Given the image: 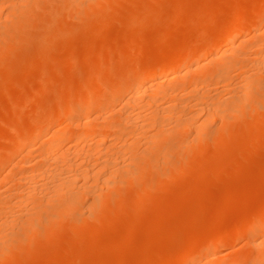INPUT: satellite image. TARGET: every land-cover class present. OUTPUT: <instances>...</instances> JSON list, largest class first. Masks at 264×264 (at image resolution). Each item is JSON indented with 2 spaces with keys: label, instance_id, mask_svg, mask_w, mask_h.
Instances as JSON below:
<instances>
[{
  "label": "rangeland",
  "instance_id": "obj_1",
  "mask_svg": "<svg viewBox=\"0 0 264 264\" xmlns=\"http://www.w3.org/2000/svg\"><path fill=\"white\" fill-rule=\"evenodd\" d=\"M13 1H15L13 2V8L19 1L22 2L21 4L23 5V0ZM25 1L27 2H24V9L22 10L24 12L20 9V15L15 19H10L9 11L12 12L11 9L8 11V8L4 6L2 7L3 10L2 8V11L0 10V42L3 43L0 44V193H6L4 195L9 193V195H11L10 197H13L12 193L14 186L17 185L16 182L20 181L17 180L19 179L18 177H24L25 174L29 175L27 170H30L31 173V169L37 165L32 162L36 160L37 163V159L35 158H37V153L40 150L43 138L49 137L56 130L63 127L65 123L69 122L67 118H74L73 120L77 117L80 118L81 112L79 113L78 110H75L68 115L69 117H61L56 121V125H54L55 123L49 125V121H47V125L45 124L46 126L44 128L45 131L48 132L46 133L44 131L46 133L45 136L39 139L37 138L32 144H26L27 146L24 145L22 148L23 150L20 149L18 152L13 151L12 154H8V156L7 151L12 148L14 143L12 139L13 137L15 139L14 134L17 136L19 133L20 135L22 131L24 132V130L27 129L28 125L30 126V124H32L34 119L39 120V117L40 119L41 117L44 118L43 114L52 113L57 106L65 105L67 101L71 102V98H73V101L70 104L77 106L79 99L84 96L88 88H99L100 96L98 99L102 102L106 101L110 97L109 94L115 85L136 78L139 71L148 66L149 63L151 64L155 61L154 58L158 59L162 57L164 55L162 52L166 53L165 51H167L171 53V50L180 47L182 50H185L186 48H183L186 46L188 47L187 44L190 46L192 43L191 41H194L192 45H196L201 39L204 40L209 35L207 39L201 41L202 45L198 43L200 45H198L199 47H203L208 38L218 31L220 24H227L225 21L234 23L241 19H247L254 12L259 11L260 18H258V20L260 24L258 26H262L259 30H264V0H104L98 2L100 5L94 1H88L87 3L85 2V7H88H84L85 12L82 9H79V11L77 10L78 12H70L64 7V0H62L63 2H61V0ZM54 1L56 3H54ZM51 3H54V6ZM57 3L62 4L64 8H60V4L58 5ZM216 3H218V5ZM21 4L18 3V7L14 9L17 11L18 8L22 7ZM55 4L57 5L55 6ZM3 12H8V18L5 17ZM60 13L62 14L60 15ZM183 14L185 15L184 17L182 16ZM11 15L13 16V14ZM53 15L56 17H52ZM47 16L51 20H49ZM105 16H107L108 20ZM193 16L195 18L191 19ZM20 19H23L22 21L26 22L29 26H25V23L23 26H19L21 24ZM216 22H218L219 25H217L218 23ZM17 23L19 24L18 26H16ZM98 25L101 26L99 27ZM24 26L26 28H24ZM18 27L22 30H19L20 28ZM23 28L26 30L23 31ZM98 28H100V30ZM214 29L216 31L210 35ZM169 30L171 32H169ZM245 31L247 33L249 32L250 35H248L250 37H246L245 44L241 47V51H245V49L248 53L251 51L249 53L250 59H254L252 57L257 56L256 51H258L260 47L255 45V39H253V41L251 40V36L253 35L252 30L245 29ZM245 31H238L240 37L238 41L239 39L242 40L241 37L244 35ZM74 32L77 33L75 34ZM93 32H95V34ZM51 34L54 35L52 36ZM57 34L58 37H56ZM180 35L182 37H180ZM201 35L203 37H201ZM126 41L128 42L126 43ZM102 42L104 44H102ZM241 43L242 41H240V44ZM7 44L9 46H7ZM237 44L239 43L237 42ZM102 45L105 46L103 47ZM228 45L229 43L223 42L215 46L216 48L223 49L228 48ZM181 49L177 52H175L177 49L175 51L173 50L172 53L179 54L178 52H183ZM198 54L202 55L201 53H197L193 58L204 60L202 57H199ZM250 61L251 63L248 65ZM250 61L244 65L246 70L248 68L247 65L249 68H252V60ZM183 63L184 62H177L174 64L173 68H181L185 64ZM245 67L242 68V72ZM130 70H132V72ZM246 70L243 73L240 69L234 70L235 72H233L229 78L231 81L228 80V82H224L225 84H223V82H218L217 84L211 83L210 86L207 85L200 88L201 90L205 88L202 93L204 92L205 96L209 98L208 106L212 105L209 104L210 102L212 103L211 100H220L221 97H223L222 101H225L228 103L227 105H229V101L232 100V97H235L237 94L239 96L247 90L251 96V98L249 97L250 100L247 102L249 103V107H245L247 106L246 104L244 108L239 110V113H231L228 112L229 110H225L223 116L210 121L205 127L206 130L202 133L203 138L200 135L196 136L194 134L195 131L191 129L177 130L173 132L172 135L167 133L170 137H168L167 134L163 136L160 134L162 137L160 138V136H158L159 139L156 137V139H154L155 142L147 138L148 136L146 137V135L143 136L147 139L139 136L142 135L140 131H138V135L134 133V135H137V137L134 136L136 138L133 137V134L128 135L130 131L128 133L126 132L127 135L125 136L122 134L121 137L117 134H110V140H113L116 136L117 138L111 141L112 144H108L110 142L108 141V145L106 144L108 147H105V145L102 147L100 146L101 148L105 147V149H99L100 151L104 150L101 151V155L106 152H111L114 156L116 155L112 160L115 158L118 159L119 155L116 154V152L121 151L119 147H122V144L124 145V143L128 142L127 140L125 142V139H128L126 137L131 136L129 137L130 141L134 140L136 143L132 150L133 153L130 151L131 153L128 152L126 154L129 158L124 152L126 163L130 161L129 164H132V160H135L137 168L140 166L142 171L139 170L140 172L138 171L139 173H137L135 177L133 176L132 178L131 176V178L127 180L128 176H125L126 174L122 170L127 169L125 171L128 172L129 166L134 167L135 163L127 165L128 168L124 167L126 166V164H124V159V166H122L124 168L122 170H119V168L118 172L122 171L127 181L124 179V182H119L118 180L123 176L119 175V177H117L116 175L115 181L117 180V182H111L113 184L111 187L107 185L102 188V186H99L101 185V178L98 183H94L92 179L93 184H91L93 186L97 183L95 185L96 190L94 189V191L97 192V190L101 188L100 190L102 192V202H99V205L96 204L98 207H94L93 199H90L92 196L90 197L88 195V198L86 197L78 201L80 203L71 210V213H67L68 215L66 217L58 219L52 223V226L42 225L35 230H31L34 234L28 236L29 228L32 225L30 222L35 219L33 215H37L38 212H45L42 211V207L45 205L47 206V204H45L47 201L45 197L48 196V194L43 195L44 200L40 199L38 201L35 196L33 199L35 198L36 201L32 202L31 199L29 203L25 201H21V203L16 200L15 197L14 200L10 201L11 198L9 199V197H7L8 199H4V201H9V204H7V202L1 199L0 206L5 208L6 212H9L7 216L13 215H10L12 209L14 210L15 208L19 210V214L14 212L15 216L13 215L14 217L12 216L11 219H15L14 222H19L20 224H13L10 219L8 220L7 216L4 215V217L6 216L5 218H7L6 222L9 221L11 223L7 229L13 230V228H15L13 230L14 232L6 229L8 235L6 233V237L0 242V264H168L180 255L179 252L181 251V254L188 253L189 255L180 261V263L177 262V264H205L206 262L215 261L217 258H219L216 260L217 262L227 264L231 259L239 256L241 264H251L248 262L251 253H253L250 241L256 236L264 238V228L254 232V227L260 224L264 219V107L260 108L261 110L257 109L259 107L258 104H260L264 97V79L260 78L262 73L257 74L260 77L257 78L258 82L252 85L253 88L256 89L254 90L250 85L245 83L246 81H243L244 76H242L244 73L246 76L247 72L250 73L249 71L252 73L254 69H248L249 71L247 72ZM232 75L235 76L233 77ZM245 78L247 79V76ZM242 81L244 83H242ZM245 85H247L250 90L247 89ZM239 86L242 87L240 88ZM257 87L260 88L257 89ZM181 88L179 90L180 92H177L181 93L180 95L177 94V96L179 95L178 98H176L177 100L181 99L185 101L186 98L189 97L187 99H191L190 101L194 102L197 101L195 98L199 97L200 94L201 97L204 95L201 91L197 92L199 95L197 96V93L193 94L192 96H196L193 99L190 95L192 93H187V88V91L184 88H182L181 91ZM212 89L215 90L212 91ZM241 91H243V93H241ZM256 92L260 93L257 94ZM101 94L104 95L102 96ZM160 98L161 99L156 102L159 104L162 100L159 104L160 108H162L161 106H164V108H166L165 106H167V108L171 107L172 104H176L177 102L170 99L168 101V98L166 100L165 98ZM204 99H202V102H199L204 103L207 100L204 101ZM222 101L220 100V102ZM110 104L107 105L105 110L93 113L92 117L95 118L97 124H111L118 121L120 114H117L120 113L119 109L122 105L120 98H113ZM230 104L232 105V102ZM159 105H154V108L159 107ZM204 105L207 106V104ZM24 106L27 107L23 108ZM199 107L196 106L195 109H188L187 111L190 110V112L183 111L182 114L185 115L186 113L189 117L190 115L188 114L194 113L191 115L195 116L197 115V111L199 113ZM75 108L77 109V107ZM145 108H143V110ZM146 111L150 112V109ZM133 112L135 111L133 110ZM200 113V117L203 118V112ZM103 116H105V118ZM79 118H77L75 122H77ZM186 118L184 116V119ZM65 120L66 122H64ZM173 121L174 120L170 122ZM170 122H168L170 126H173L175 123L170 124ZM141 123L143 124V122ZM218 124L220 126H217ZM144 126L140 127H143L144 130L146 129L147 133V130L149 131L148 128L151 126H148V128H146L147 125ZM166 126L167 125L164 127ZM170 126L169 129L171 128ZM142 129L140 130L142 131ZM154 129H150L148 134L150 135L151 131L153 132ZM156 132L155 130L153 133ZM142 133L145 134L143 131ZM92 140V137H89L78 145L74 144L76 141L66 140L67 142H64V144L61 145L62 147L57 148V150H59H55V152L60 151L59 153H61V148L64 150L72 147L70 148L72 150L74 146V152H76V147H78L76 154H72L73 156H77L78 153V158L75 157L78 164L82 156L84 159L89 155L85 153L87 149L91 147ZM115 141L118 142L115 143ZM93 144L92 147H95ZM115 145L117 146L115 147ZM191 145L193 146L191 147ZM94 149L93 152H97L98 149ZM26 151L30 152L31 155L36 154V157L33 156L35 160H33V158L31 159L30 153L26 155L28 153ZM89 151L88 149V152ZM100 151H98V153H100ZM69 152L65 150L66 154ZM94 153H92V155ZM98 153H95V157ZM150 154L152 156L148 157ZM72 155L70 157L74 160ZM101 155L100 157L98 156V158H101ZM107 155L110 154L107 153L106 156L104 154L101 160L105 161ZM5 156L7 158L1 159ZM24 156H27V158L25 157L27 161ZM121 157H119V160H122L120 159ZM23 158L26 163L22 161L24 160ZM29 158L33 161L30 162V160H28ZM98 158L95 162L98 161ZM109 158L111 159L110 156ZM149 158H155V161L161 158L159 160V165H152L151 161L149 162ZM92 159L95 160L96 158L93 156ZM104 161L100 162L103 163ZM114 161H116V159ZM119 162L122 164V161ZM80 165L81 164H79V167ZM22 172L25 174L22 175ZM128 174H130V172H128ZM40 180L41 178L39 181ZM44 181L45 180L42 179L41 182ZM89 181L85 183L88 184L90 183ZM79 185L80 182L75 185V189L78 187L80 190ZM106 187L108 188L106 189ZM103 189L105 190L103 191ZM39 196L40 195H37V199ZM15 201H18V204L15 203V207H13L14 205L10 206V203L12 204V202ZM43 201H45V203H43L42 206ZM91 203L94 208L91 207ZM36 204L40 206H35ZM16 205H18V207ZM32 206L34 207L30 208ZM10 207H12V209ZM29 213L30 215H28ZM16 215L18 216L16 217ZM1 217L2 215H0V218ZM20 217L24 222L20 220ZM12 224L14 225L12 226L13 228L11 227ZM73 227H75V229ZM18 234L19 236H17ZM212 238H223L224 240H220L221 243L219 242V245H217L218 247L216 246L201 251L200 248L204 246V243L206 244ZM241 259L245 260L242 262ZM262 264H264V262H262Z\"/></svg>",
  "mask_w": 264,
  "mask_h": 264
},
{
  "label": "bare ground",
  "instance_id": "obj_2",
  "mask_svg": "<svg viewBox=\"0 0 264 264\" xmlns=\"http://www.w3.org/2000/svg\"><path fill=\"white\" fill-rule=\"evenodd\" d=\"M29 1V0H28ZM88 1H94L95 3H98V2H102L104 0H64V7H66L67 10H69L70 12H76L77 10L79 11V9H82L84 10L85 12V8H88L87 6L85 7V2L87 3ZM185 1V0H184ZM200 1V0H199ZM212 1V0H211ZM225 1V0H224ZM227 1V0H226ZM13 0H0V10L2 7L6 6L8 8V11L11 9L12 12L9 11V14H10V19L13 18H17L18 15H20L19 11L21 9V11L24 9V2H27L25 0H23V5L21 4L22 2H18L19 4L22 5L21 8H18L17 11L14 9V8H17L18 7V3L17 5L13 8ZM43 2V1H42ZM52 2V1H51ZM61 2H63L61 0ZM60 2V3H61ZM54 3H56L54 1ZM54 3L52 4L54 6ZM59 3V4H60ZM90 3V2H89ZM257 3V2H256ZM58 4V3H57ZM55 4V6L57 5ZM58 4V5H59ZM99 4V3H98ZM186 4V3H185ZM193 4V3H192ZM218 5V3H216ZM15 5V4H14ZM20 5V6H21ZM26 5V4H25ZM61 5V6H60ZM59 7L60 8H64L62 6V4H60ZM88 5V4H87ZM100 5V4H99ZM216 6V5H215ZM85 7V8H84ZM250 7V6H249ZM58 8V7H57ZM192 8V7H191ZM99 9V8H98ZM137 9V8H136ZM207 9V8H206ZM216 9V8H215ZM260 9L262 10V8L260 7ZM3 10V8H2ZM1 10V11H2ZM56 10V8H55ZM81 10V11H82ZM105 10V9H104ZM193 10V9H192ZM249 10V9H248ZM69 11H66V12H69ZM77 11V12H78ZM103 11V10H102ZM141 11V10H140ZM177 11V10H176ZM216 11V10H215ZM243 11V10H242ZM252 11V10H251ZM24 12V11H22ZM26 12V11H25ZM50 12V11H49ZM196 12V11H195ZM203 12V11H202ZM211 12V11H210ZM259 12V11H258ZM258 12H254L250 17H246L247 19H241L237 22H230L229 23L227 21H225V25H221L220 24V28L218 29L217 32H215L216 30L214 29V31L211 34H213L215 32L214 35H211L208 40L205 42L204 46L203 47H199L200 45H202L201 41L203 39L199 41L198 39V43H200V45L198 43H196V45H192V43L194 41H191L190 43V46L189 44L188 47H184L183 49L185 50H182L181 47L180 48H176V49H173L175 52L179 51L180 49L183 51V52H178L179 54H175V53H172L173 50H171L169 52L165 51L166 53L162 52V54H164L162 57L155 59V61L153 63H149L148 66L144 67L141 71H139L138 75L136 76V78H134L133 80L131 81H124V82H120L118 83L117 85H115V87L113 88V90H111L110 92V97L102 102L100 101L98 98L100 96V91H99V88H88V90L86 91V93L84 94V96L82 98L79 99V102H78V105L75 106L73 104H70L72 103L73 101V98H71V102H68L67 101V104H63V105H59L56 107V109L52 112V113H46L45 115L43 114L44 118L39 117V120H36L34 119V121H32V124H30V126L28 125L27 126V129L24 130V132L22 131L21 134L15 136V139L14 137L12 138L14 140V143H13V146L12 148H10L8 151H7V155H11L13 151H20V149L23 148V146H27L26 144H32L34 140H36L37 138L39 139L40 137H43L45 136V134L48 132L45 131V126L47 125V121H49V125L51 123H55L54 125H56V121H58L61 117L63 116H68L70 115L72 112H74L75 110H78L79 113L81 114V117H77L79 118L77 122H75V120L73 119H68L67 118V121L69 120V122L65 123V125L63 127H59L60 129L56 130L52 135H48L49 137L47 138H43V141L40 145V150L39 152L37 153V163H36V160L33 158L36 157V154H32L28 151L26 155H28L30 153V157L31 159L33 158V160H31L30 158L28 160L33 161L32 163H35V167L31 169V173H30V170H27V172H29V175H26L24 172H22L21 174L24 175V177L22 176H19L17 180H20L19 182H16L17 185L14 186V190H13V193H12V196L13 197H10L11 195H9V193L7 195H4L6 193L4 192H1L0 193V201L1 199H6L7 197H9L10 201L14 200L16 198V200H18L19 202H30V200L33 202V201H38V200H44V196L45 194H48V196L45 197V201L42 202V206H43V203L47 204V206H43L42 207V211H45V212H42V213H37V215H33L35 216V219L30 222V224L32 223L31 227L29 228L30 230L28 231V236H31L34 234V232H31V230H35L39 227H41L42 225H51L52 226V223H54L55 221H57L58 219H61L63 217H66L69 213H71V210L74 209L75 207H77V204L80 203L78 201H81V199L83 198H88L89 196L91 197L90 199H93V204L95 205L94 207H96L97 205H99L100 203L99 202H102L101 200V197H102V192H101V188H97L99 190L94 191V189L96 190V184L98 183V181L100 180V178L102 180L101 181V185H99L100 187L102 186H109L111 187V185H113L112 183L115 181V177L117 175V177L120 176H123L120 178V180H118L119 182H124L126 179H125V176H128L127 180L129 178H133V176L135 177L137 175V173H139L140 171H142L141 167L138 166L137 168V163L135 160H132V164H134V167H130L128 168L127 165H132L131 163L129 164L126 163V157L124 156V152H125V155L132 151L133 148H134V144L136 143L134 140H131L129 139V137H126L128 139H125V142L126 140L128 142L124 143V145L122 144L121 146L122 147H119L121 148V151H118L119 152H116V154H118V159H116V161L112 160V158L116 157V155L114 156L113 153L111 152H106L104 153L105 156L106 154H110V155H107V159H110L109 156L111 157L110 160H101V158L104 156V154L101 155V151H104V150H99L103 145H105V147L108 145V144H112L111 141L115 140L117 138H113V140H110L109 139V136L111 135H120L119 137H121V135L123 134L124 136L127 135H132L133 134V137L136 136L139 134L138 131H140V134L142 135H139V136H142L144 139H147L149 138L150 140H154L156 139V137L160 136V134L165 135L167 133H170L172 135L173 132L177 131V130H182V129H191V130H194L195 131V135L198 136H202V133L206 130L205 127L207 126L208 123H210V121L214 120L215 118H218V117H221L223 116L225 110H229L228 112H231V113H239L240 109L241 108H244V106L247 104V106L245 107H249L247 103L250 99L249 97L251 98L250 96V93L249 91L247 90L246 92L243 93V91H241V93L243 94H240L238 96L235 95V97H232L231 101H229V105H227L228 103H226L225 101H222V98L221 97V101L219 99H213L211 100L212 103L210 102L209 104H212L210 106H208V100L209 98L205 96L204 92L202 93V91H204L205 88H203L202 90L200 89L201 87H205V86H210L211 83H221L223 82V84H225L224 82H228L231 74L233 72H235L236 70H239L242 72V68H244L245 64H247V62H249L250 60H252V68L254 69V73L251 71H249L248 69H252V68H249V64L251 63V61L248 63L247 65V70H246V67L245 69H243L244 71L246 70L249 71L250 73H246V76H247V79L245 78L246 76L243 74H241L242 76H244V80L243 81H246L245 83L250 85L252 88L253 86L252 85H255L258 81L257 78H259L260 76H258L257 74H261V79H264L263 75H264V30H259V28L262 26L260 25V27L258 26L260 23H259V20L258 18L259 17V13ZM1 13V12H0ZM44 13V12H43ZM99 13V12H98ZM123 13V12H122ZM204 13V12H203ZM202 13V14H203ZM214 13V12H213ZM5 14V17L8 18L9 14L8 12L4 13ZM2 14V15H3ZM13 14V16L11 15ZM24 14V13H23ZM41 14V13H40ZM62 13H60L61 15ZM96 14V13H95ZM132 14V13H131ZM144 14V13H143ZM188 14V13H187ZM199 14V12H198ZM197 14V15H198ZM15 15V16H14ZM89 15V14H88ZM201 15V13H200ZM199 15V16H200ZM244 15V13H243ZM242 15V16H243ZM246 15V14H245ZM29 16V15H28ZM36 16V15H35ZM55 15H53L52 17H54ZM119 16V15H117ZM183 17L185 16L184 14L182 15ZM216 16V15H215ZM1 17V16H0ZM48 17V16H47ZM56 17V16H55ZM54 17V18H55ZM78 17V16H77ZM107 18V16H105ZM181 17V18H183ZM189 17V16H188ZM213 17V16H212ZM263 17V16H262ZM20 18V17H19ZM24 18V17H22ZM35 18V17H34ZM39 18V17H38ZM49 18V17H48ZM95 18V17H94ZM124 18V17H123ZM178 18V17H176ZM195 18L194 16L191 18L193 19ZM203 18V17H202ZM4 19V18H3ZM150 19V18H149ZM175 19V18H174ZM187 19V18H185ZM6 20V19H5ZM20 25L17 23L16 26H23L24 23H25V26H29L27 25L26 22L22 21L23 19H20ZM40 20V19H39ZM49 20H51L49 18ZM100 20V19H98ZM108 20V18H107ZM120 20V19H118ZM182 20V19H180ZM207 20V19H206ZM41 21V20H40ZM57 21V20H56ZM55 21V22H56ZM105 21V20H104ZM166 21V20H165ZM179 22V21H178ZM8 23V22H7ZM51 23V22H49ZM176 23V22H175ZM184 23V22H183ZM218 23V22H216ZM1 24V22H0ZM92 24V23H91ZM90 24V25H91ZM171 24V23H170ZM207 24V23H206ZM31 25V24H30ZM34 25V24H33ZM45 25V24H44ZM102 25V23H101ZM101 25H98L99 27ZM135 25V24H134ZM172 25V24H171ZM189 25V24H188ZM219 25V23L217 24ZM1 26V25H0ZM4 26V25H3ZM9 26V25H8ZM13 26V25H12ZM24 26V28H26ZM51 26V25H49ZM104 26V25H103ZM121 26V25H120ZM131 26V24H130ZM192 26V25H191ZM56 27V26H55ZM54 27V28H55ZM82 27V26H81ZM106 27V26H105ZM145 27V26H144ZM143 27V28H144ZM177 27V26H176ZM180 27V26H179ZM184 27V26H183ZM215 27V26H214ZM20 28V27H18ZM23 28V31L26 30ZM53 28V27H52ZM80 28V27H79ZM97 28V27H95ZM141 28V27H140ZM162 28V27H161ZM168 28H171V27H168ZM182 28V27H181ZM2 29V28H1ZM8 29V28H7ZM100 30V28H98ZM142 29V28H141ZM184 29V28H183ZM245 29L247 30H252V36H251V40L253 41V39H255V45L259 46V50L256 51V54L257 56L256 57H252L254 59H250L251 57L249 56L250 52L248 53V51H241V47L244 46V42H245V39L246 37H248L250 34L249 32L247 33L245 31ZM6 30V29H5ZM19 30H22L21 28ZM49 30V29H48ZM64 30V29H63ZM162 30V29H161ZM172 30V29H171ZM239 30H244V35L241 37L242 40L239 39L238 41V38L239 35H238V31ZM11 31L14 33V31L11 29ZM51 31V30H50ZM66 31V30H64ZM92 31V30H91ZM97 31V29H96ZM106 31V30H105ZM212 31V30H210ZM19 32V31H18ZM49 32V31H48ZM78 32V31H77ZM76 32V33H77ZM103 32V31H102ZM130 32V30H129ZM132 32V30H131ZM169 32H171L169 30ZM178 32V31H177ZM181 32V31H180ZM190 32V31H189ZM241 32V31H240ZM23 33V32H22ZM21 33V35H22ZM41 33V32H40ZM39 33V34H40ZM63 33V32H62ZM65 33V32H64ZM75 33V32H74ZM75 33V34H76ZM84 33V32H83ZM95 34V32H93ZM208 33V34H209ZM15 34V33H14ZM47 34V33H46ZM61 34V33H60ZM66 34V33H65ZM92 34V35H94ZM108 34V33H107ZM170 34V33H169ZM176 34V33H175ZM182 34V33H181ZM249 34V35H248ZM1 35V34H0ZM52 35V34H51ZM50 35V36H51ZM54 35V34H53ZM52 35V36H53ZM69 35V34H68ZM179 35V34H178ZM5 36V34H4ZM9 36V35H7ZM151 36V35H150ZM209 36V35H208ZM207 36V37H208ZM27 37V36H26ZM35 37V36H34ZM47 37V36H46ZM58 37V34L57 36ZM65 37V36H64ZM178 37V36H177ZM180 37H182L180 35ZM201 37H203L201 35ZM207 37L205 39H207ZM250 37V36H249ZM248 37V38H249ZM1 38V37H0ZM3 38H6V37H3ZM151 38V37H150ZM247 38V39H248ZM8 39V38H7ZM10 39V38H9ZM19 39V37H18ZM53 39V38H51ZM128 39V38H127ZM126 39V40H127ZM185 39V38H184ZM204 39V40H205ZM23 40V39H22ZM55 40V39H54ZM59 40V39H58ZM70 40V39H69ZM78 40V39H77ZM103 40V39H102ZM131 40V39H130ZM179 40V39H178ZM203 40V41H204ZM34 41V40H33ZM48 41V40H47ZM57 41V40H56ZM168 41V40H167ZM170 41V40H169ZM175 41V40H174ZM240 41H242V43L240 44ZM258 43H257V42ZM13 42V41H12ZM16 42V41H15ZM41 42V41H40ZM53 42V41H52ZM99 42V41H98ZM128 41H126L127 43ZM151 42V41H150ZM223 42H227L229 43L228 45V48H223V49H219V48H216L215 45L217 44H222ZM237 42L239 44H237ZM10 43V42H9ZM80 43V42H79ZM130 43V42H129ZM174 43V42H173ZM0 44H3L0 42ZM14 44V43H12ZM42 44V43H41ZM55 44V43H54ZM102 44H104L102 42ZM176 44H177V41H176ZM179 44V43H178ZM45 45V44H44ZM98 45V44H97ZM135 45V44H134ZM199 45V46H198ZM253 45V46H255ZM2 46V45H1ZM7 46H9L7 44ZM23 46V45H22ZM99 46V45H98ZM103 47L105 45H102ZM173 46V45H172ZM177 47V46H176ZM179 47V46H178ZM4 48V47H3ZM10 48V47H8ZM40 48V47H39ZM1 49V48H0ZM91 49V48H90ZM94 49V48H93ZM105 49V48H104ZM248 50V49H247ZM37 53V52H36ZM88 53V52H87ZM98 53V52H97ZM197 53H201L202 55L198 54L199 57H202L204 60L202 59H197V58H193ZM253 53V52H252ZM255 53V52H254ZM1 54V53H0ZM80 54V53H79ZM90 54V53H89ZM88 54V55H89ZM141 54V53H140ZM52 55V54H51ZM252 55V54H251ZM254 55V54H253ZM1 56V55H0ZM94 56V55H93ZM255 56V55H254ZM41 57V56H40ZM131 59V58H129ZM1 60V59H0ZM79 60H82V59H79ZM249 60V61H248ZM120 62V61H119ZM177 62H184L182 65L183 67L181 68H173L174 64H176ZM2 63V62H1ZM41 63V62H40ZM56 63V62H55ZM107 63V62H106ZM93 65V64H92ZM91 65V66H92ZM29 66V65H28ZM38 66V65H37ZM21 67V66H20ZM19 67V68H20ZM47 67V66H46ZM180 67V65H179ZM251 67V66H250ZM51 69V68H50ZM129 69V68H128ZM235 70V71H234ZM46 71V70H45ZM132 72V70H130ZM238 71V72H240ZM243 71V72H244ZM43 72V71H42ZM237 72V74H238ZM240 72V73H241ZM242 72V73H243ZM9 73V72H8ZM5 74V73H4ZM7 74V72H6ZM248 74V75H247ZM255 74V75H254ZM36 75V74H35ZM68 75V74H67ZM197 75V76H196ZM236 75V74H235ZM235 75H232L233 77ZM254 75V76H253ZM39 76V75H37ZM95 76V75H94ZM196 76V77H194ZM257 76V77H256ZM69 77V76H68ZM74 77V76H73ZM93 77V76H92ZM37 78V77H36ZM99 78V77H98ZM240 78V77H239ZM39 80V79H38ZM238 80V79H237ZM260 80V79H259ZM122 81V80H121ZM231 81V80H229ZM242 81V83H244ZM234 82V81H233ZM7 83V82H6ZM116 83V82H115ZM237 83V82H236ZM34 84V83H33ZM232 84V83H231ZM244 85V84H243ZM232 86V85H231ZM155 87V88H153ZM184 88V89H188V92L187 93H192L190 94L191 96L193 94H196L197 92H200L202 94H204L202 97L199 95V93H197L196 95L199 97H196V96H192V98L194 99V97H196L195 99L197 101H190L188 100L187 97L186 100L182 101L181 99L177 100L176 98H178V96L181 94V93H177L180 88ZM215 87V86H213ZM235 87V86H234ZM240 87V86H239ZM242 87V86H241ZM240 87V88H241ZM245 87L247 89L250 90L249 87H247V85H245ZM182 88H181V91H182ZM207 88V87H206ZM228 88V87H227ZM233 88V87H232ZM260 88V87H257V89ZM263 88H264V85H263ZM186 89V91H187ZM229 89V88H228ZM239 89V88H238ZM254 90H256L255 88H253ZM252 89V90H253ZM207 90V89H206ZM215 90V89H212V91ZM226 90V89H224ZM230 90V89H229ZM234 90V89H232ZM246 90V89H245ZM244 90V91H245ZM253 90V91H254ZM184 91V90H183ZM235 91V90H234ZM233 91V92H234ZM180 92V91H179ZM209 92V91H208ZM208 92H205V93H208ZM262 92V90H261ZM183 93V92H182ZM257 93V92H256ZM260 93V92H259ZM257 93V94H259ZM177 94H179L177 96ZM186 94V93H184ZM216 94V93H215ZM254 94V93H253ZM102 95V94H101ZM104 95V94H103ZM102 95V96H103ZM205 96V97H204ZM208 96V95H207ZM216 96V95H214ZM254 96V95H253ZM17 97V96H16ZM107 97V96H106ZM105 97V98H106ZM115 97H118L120 98L121 100V107L119 109V112L117 115H119V118H118V121H116L115 123H111V124H102V125H99L97 124L95 121V118H93V113H96V111H103L106 109L107 105L110 104V101L115 98ZM160 97L162 98H165V100L167 99L169 101L172 100V101H177L176 104H172L171 107H168L165 106L166 108H164V106H161L162 108H160V103H156L158 102L159 99H161ZM205 99H204V98ZM218 97V96H216ZM225 97V96H224ZM231 97V96H230ZM173 98V99H172ZM175 98V99H174ZM219 98V97H218ZM24 99V98H23ZM69 99V98H68ZM192 99V100H193ZM204 99V103H201ZM211 99V98H210ZM234 99V100H233ZM164 100V99H163ZM164 100V101H165ZM188 100V101H187ZM215 100V101H214ZM218 100V101H217ZM61 101V100H60ZM201 101V102H199ZM217 101V102H216ZM30 102V101H29ZM58 102V100H57ZM113 102V101H112ZM116 102V101H115ZM192 102V103H191ZM215 102V103H213ZM232 102V105L230 104ZM258 102V101H257ZM53 103V102H52ZM66 103V102H65ZM27 104V103H26ZM59 104V102H58ZM114 104V103H113ZM159 105V107L157 108H154V105ZM164 104V103H163ZM203 104V105H202ZM204 104H207L204 105ZM251 104V103H250ZM258 104V103H257ZM13 105V104H12ZM11 105V106H12ZM47 105V104H46ZM57 105V104H56ZM111 105V104H110ZM174 105V106H173ZM40 106V105H39ZM115 106V105H113ZM119 106V105H118ZM169 106V105H168ZM199 107L198 110H199V113L203 112L204 116L203 118L200 117L198 111H197V115H191V114H194V113H191V114H188L190 115L189 117L187 116V114L185 113L182 114V112H186L188 109H195V107ZM258 110L260 108H263L264 107V97H263V100L260 102V104H258ZM13 107V106H12ZM27 106H24L23 108H25ZM77 107V109L75 108ZM112 107V106H111ZM147 107V108H145ZM152 107V108H151ZM15 108V107H14ZM35 108V107H34ZM48 108V107H47ZM110 108V107H109ZM108 108V109H109ZM114 108V107H113ZM117 108V107H116ZM143 108H145L143 110ZM150 109V112L149 111H146ZM153 109V110H152ZM197 109V108H196ZM254 109V108H253ZM118 110V109H117ZM133 110L135 112H133ZM246 110V109H245ZM252 110V109H251ZM261 110V109H260ZM145 113H144V112ZM48 112V110H47ZM187 112H190L187 111ZM192 112V110H191ZM247 112V111H246ZM252 112V111H251ZM45 113V112H43ZM117 113V112H116ZM200 113V114H201ZM227 113V112H226ZM21 114V113H20ZM182 114V116H181ZM48 115V116H47ZM111 115V114H110ZM186 119H184V116ZM27 116V115H26ZM46 116V117H45ZM198 116V117H197ZM260 116V115H259ZM69 117V116H68ZM105 118V116H103ZM249 117V116H248ZM251 117V116H250ZM37 118V117H36ZM110 118V117H109ZM202 118V119H201ZM223 118V117H222ZM226 118V117H224ZM230 118V117H229ZM229 118H228V121H229ZM240 118V117H239ZM62 120V119H61ZM174 120L173 122H170ZM233 120V119H232ZM63 121V120H62ZM227 121V122H228ZM31 122V121H30ZM66 122V120L64 121ZM113 122V121H112ZM143 122V124L141 123ZM168 122L171 123H174L173 126H170L168 125ZM21 123V122H20ZM141 123V124H140ZM222 123V122H221ZM4 124V123H3ZM26 124V123H25ZM46 124V125H45ZM147 126H146V125ZM214 124V123H213ZM20 125V124H19ZM146 126V128H148V126H151L149 129V131L147 130V133H146V129L144 130L143 127H140V126ZM165 125H167L166 127H164ZM236 125V124H235ZM22 126V125H21ZM20 126V127H21ZM144 126V127H145ZM169 126L171 127L169 129ZM217 126H220L219 124ZM136 127V128H135ZM173 127V129H172ZM1 128V127H0ZM23 128V127H22ZM143 128V129H142ZM155 128V129H154ZM134 129V130H133ZM135 129H136V132H135ZM138 129V130H137ZM142 129V131L145 133L143 134L142 131L140 130ZM150 129L154 131L156 130L157 132L156 133H153L151 131L150 135L148 134V132H150ZM166 129V130H165ZM168 129V130H167ZM225 129V128H224ZM49 130V129H48ZM219 130V129H218ZM221 130V129H220ZM46 133H45V132ZM133 131V132H132ZM223 131V130H222ZM17 132V131H16ZM127 132V133H126ZM126 133V134H125ZM137 134V135H134ZM217 133V132H215ZM17 134V133H16ZM51 134V133H50ZM111 134V135H110ZM148 134V135H147ZM193 134V135H194ZM213 134V133H212ZM143 135H146V137H144ZM204 135V134H203ZM214 135V134H213ZM217 135V134H216ZM160 136V138L162 137ZM168 136V134H167ZM192 136V134H191ZM89 137H92V144L95 146V147H92V144H91V147L88 148L92 153H98V151H100V153H98V155L96 154V157H95V153L92 155V153L88 152V149H87V152L85 154H89L87 155V158L85 157L83 159V156L81 158V161L78 162L77 164V159L75 157L78 158V153H77V156H73L74 154H76V152L78 151V147L76 152L75 151V146L73 147V149L71 150L70 147L69 149H62L61 148V153L59 152H55L58 151L57 148L59 147H62L61 145L64 144V142H67L66 140H73L74 142L76 141V145H78L79 143H81L83 140H87V138ZM118 137V138H119ZM123 137V136H122ZM134 137V138H136ZM165 137V136H164ZM170 137V135L168 136ZM112 138V137H110ZM141 138V137H140ZM203 138V136H202ZM213 138V137H211ZM42 139V138H41ZM123 139V138H121ZM139 139V138H138ZM159 139V137H158ZM198 139V137H197ZM142 140V139H140ZM167 140V139H166ZM204 140V139H203ZM217 140V139H216ZM3 141V140H2ZM89 141V140H88ZM110 141L108 144L107 142ZM120 141V139H119ZM130 141V142H129ZM134 141V142H132ZM145 141V140H144ZM149 141V140H148ZM158 141V140H156ZM200 141V140H199ZM244 141V140H243ZM118 142V141H115V143ZM123 142V141H122ZM139 142V141H137ZM147 142V140H146ZM155 142V140H154ZM172 142V141H171ZM198 142V141H197ZM114 143V144H115ZM145 143V142H143ZM142 143V144H143ZM151 143V142H150ZM164 143V142H163ZM185 143V142H184ZM199 143V142H198ZM89 144V143H88ZM87 144V145H88ZM107 144V145H106ZM172 144V143H171ZM188 144V143H187ZM38 145V147H39ZM145 145V144H144ZM182 145V144H181ZM101 146V147H100ZM110 146V145H109ZM117 145H115L116 147ZM138 146V144H137ZM193 145H191L192 147ZM99 147V148H98ZM105 147L101 148V149H105ZM108 147V146H107ZM96 148V149H94ZM123 148V150H122ZM181 148V147H180ZM84 149V148H83ZM93 149L94 150H97L93 152ZM116 149V148H115ZM152 149V148H151ZM169 149V148H168ZM185 149V148H183ZM23 150V149H22ZM38 150V149H37ZM36 150V151H37ZM65 150H68L69 153H65ZM80 150V149H79ZM108 150V148H107ZM146 150V149H145ZM182 150V149H181ZM239 150V149H238ZM25 151V149H24ZM30 151V150H29ZM86 151V150H85ZM109 151V150H108ZM111 151V150H110ZM140 151V150H139ZM148 151V150H147ZM249 151V150H248ZM3 152V151H2ZM1 152V153H2ZM15 152V153H16ZM32 152V151H31ZM34 152V150H33ZM163 152V151H161ZM160 152V153H161ZM120 153H123V154H120ZM131 153V152H130ZM133 153V151H132ZM138 153V152H137ZM141 153V152H140ZM147 153V152H146ZM166 153V152H165ZM164 153V154H165ZM174 153V152H173ZM73 154V155H72ZM135 154V153H134ZM1 155V154H0ZM8 155V156H9ZM72 155V157L74 158V160H72V158L70 157ZM80 155V154H79ZM100 155L102 156L101 158H98V156L100 157ZM124 156V157H121V156ZM158 155H162V154H158ZM4 156V154H3ZM86 156V155H84ZM94 156V158H96L95 160L92 159ZM128 157V155H126ZM138 156V155H136ZM141 156V155H140ZM144 156V154H143ZM149 156H152L151 154L148 155ZM167 156V155H166ZM27 158V156H24V158ZM119 157H121L120 159L122 160H119ZM161 157V156H160ZM7 158L6 156L5 157H2L1 159H5ZM23 158V159H24ZM25 158V159H26ZM80 158V157H79ZM98 158V161L100 159V161H104L103 163L102 162H95ZM106 158V157H104ZM129 158V157H128ZM162 158V157H161ZM160 158V159H161ZM163 158H164V155H163ZM162 158V160H163ZM22 160L23 162L25 161ZM60 159V160H59ZM83 159V160H82ZM103 159V158H102ZM125 159V162L124 164H126V166H124L123 164V160ZM155 159V158H154ZM152 159V158H149V162L151 161L152 165H159V160L156 161ZM167 159V158H165ZM187 159V158H186ZM94 160V161H93ZM1 161V160H0ZM20 161V160H19ZM21 161V162H22ZM27 161V159H26ZM25 161V163H26ZM93 161V163H92ZM119 161H122V164L119 162ZM153 161V162H152ZM155 161V162H154ZM8 162V161H7ZM106 162V163H105ZM119 162V163H117ZM162 162V161H161ZM3 163V162H2ZM29 163V161H28ZM95 163V164H94ZM99 163H102V164H99ZM154 163V164H153ZM20 164V163H19ZM31 164V163H30ZM79 164L80 167H79ZM101 166H99V165ZM119 164V166H118ZM148 164V163H147ZM26 165V164H25ZM98 165V166H97ZM151 165V166H152ZM127 167L129 169L128 172H130V174H128L127 169H124L122 170L124 167ZM163 166V165H162ZM21 167V166H20ZM19 167V168H20ZM78 167V168H77ZM122 167V168H121ZM153 167V166H152ZM120 168V169H119ZM155 168V167H154ZM6 169V168H5ZM29 169V168H28ZM122 170L120 172H118L119 170ZM158 169V168H157ZM163 169V168H162ZM12 170V169H11ZM10 170V171H11ZM21 170V169H20ZM140 170V171H139ZM9 171V172H10ZM139 171V172H138ZM185 171V170H184ZM14 172V171H13ZM12 172V173H13ZM20 172V171H19ZM26 172V171H25ZM127 172V173H126ZM18 173V172H17ZM118 173V174H117ZM122 173V175H121ZM20 174V175H21ZM19 175V174H17ZM125 175V176H124ZM168 175V174H167ZM17 177V176H16ZM21 177V178H20ZM41 178V180L39 181V179ZM10 179V178H9ZM42 179H44L45 181L44 182H41ZM92 179H93V182H97L96 184H94V186L92 185L93 182H92ZM123 179V181H122ZM125 179V180H124ZM13 180V179H12ZM90 180V181H89ZM126 180V181H127ZM9 181V180H8ZM90 182L88 184H86L87 182ZM3 182V181H2ZM80 182V190L78 189V187H76L75 189V185H77L78 183ZM84 182V183H83ZM86 182V183H85ZM112 182V183H111ZM117 182V180L115 181ZM15 183V184H16ZM19 183V184H18ZM92 183V184H91ZM127 183V182H126ZM157 183V182H156ZM5 184V183H4ZM85 184V185H84ZM91 184V185H89ZM100 184V183H99ZM14 185V184H13ZM131 185V184H130ZM90 186V188H89ZM92 187V188H91ZM15 188H16V191H15ZM108 187H106L107 189ZM77 190V191H76ZM105 189H103L104 191ZM15 191V192H14ZM76 191V192H75ZM80 191V192H79ZM99 191V193H98ZM6 192V191H5ZM79 192V193H78ZM39 193V194H38ZM42 196H41V194ZM98 193V194H97ZM11 194V193H10ZM37 195H40L39 198L37 199ZM89 195V196H88ZM36 196V200L35 198L33 199V197ZM15 197V198H14ZM42 197V198H40ZM8 199V198H7ZM104 199V197H103ZM18 201H15V202H12V204L10 203V206H13L15 207V203L18 204ZM4 202H7L4 201ZM21 202V203H22ZM31 202V203H32ZM90 202V200H89ZM2 203V202H1ZM30 203V204H31ZM38 203V202H37ZM49 203V204H48ZM2 204H5V203H2ZM7 204H9V201L7 202ZM35 204V203H34ZM39 204V203H38ZM38 204H36L35 206H37ZM41 204V203H40ZM92 204V203H91ZM93 204H92V208L93 207ZM97 204V205H96ZM25 205V203H24ZM18 207V205H16ZM40 206V205H38ZM1 207V206H0ZM22 207V206H21ZM20 207V208H21ZM34 206L30 207V208H33ZM88 207V206H87ZM98 207V206H97ZM3 207L0 208V215H2V217L0 218L1 219V222H0V242L2 239H4L6 236V233L8 235V232H7V228L8 226L11 224L9 221L6 222V219L8 218V220L10 219V221L14 224L16 222L15 219L12 220L11 217L15 214L14 212H17L19 214V210L18 209H15L14 210L12 209V207H10L12 209V211L10 209H8L10 212V215L11 216H7V213L9 214V212H6V209L3 208ZM38 208V207H37ZM44 208V210H43ZM29 209V208H28ZM97 209V208H96ZM17 210V211H15ZM21 210V209H20ZM39 210V209H38ZM89 210V209H88ZM29 211V210H28ZM32 211V210H30ZM82 211V210H81ZM16 213V214H17ZM68 213V214H67ZM35 214V213H34ZM86 214V213H85ZM4 215L7 216V218L4 217ZM30 215V213L28 214ZM27 215V216H28ZM13 216V217H14ZM18 215H16L17 217ZM23 216V215H22ZM26 216V215H25ZM90 217V216H89ZM5 218V219H4ZM32 218V217H31ZM76 218V217H75ZM260 218V217H259ZM19 219V218H18ZM24 219V218H22ZM28 219V218H27ZM5 220V221H4ZM20 220H21V217H20ZM81 220V219H79ZM22 221V220H21ZM36 221V222H35ZM82 221V220H81ZM261 221V220H260ZM24 222V221H22ZM35 222V223H34ZM259 222V221H258ZM19 223V222H18ZM16 223V225L18 224ZM11 225L14 226V225ZM20 224V223H19ZM25 224V223H24ZM66 224V223H65ZM240 224V223H239ZM23 225V224H22ZM24 226V225H23ZM10 227V228H11ZM13 228V227H12ZM15 228V227H14ZM13 228V230H14ZM59 228V227H58ZM75 229V227H73ZM72 228V229H73ZM255 228V229H254ZM254 232L255 231H258V230H262V228H264V219L262 222H260V224H258L256 227H254ZM7 229V230H6ZM12 230V229H10ZM8 230V231H10ZM12 230V231H13ZM50 230V229H49ZM16 231V230H15ZM19 231V230H18ZM56 231V230H55ZM242 231V230H240ZM14 232V231H13ZM48 232V231H47ZM45 233V232H44ZM52 235V234H51ZM19 236V234L17 235ZM74 236V235H73ZM263 236V235H262ZM19 238V237H18ZM72 239V238H71ZM11 240V238H10ZM21 240V239H20ZM24 240V239H23ZM220 240H224L223 238L219 239V238H212L210 241H208L206 244L204 243V246L200 248L201 251H204L205 249H208V248H214L216 247L217 245H219V242ZM4 241V240H3ZM2 241V242H3ZM12 241V240H11ZM8 242V241H7ZM34 243V242H33ZM221 243V242H220ZM4 244V243H2ZM70 245V243H69ZM250 245L252 246L253 248V253H251L250 257H249V260L248 262H250L251 264H262V262H264V238H260V237H254L251 241H250ZM1 246V245H0ZM218 247V246H217ZM220 247V246H219ZM245 248V247H244ZM247 248V247H246ZM251 248V247H250ZM58 249V247H57ZM93 249V248H92ZM4 250H7V249H4ZM64 250V249H63ZM182 252V251H181ZM178 255L173 261H171L170 263L168 264H177V262L180 263V261H182L183 259H185L189 254L188 253H183ZM184 252V251H183ZM6 253V252H5ZM10 253V252H9ZM52 254V252H51ZM194 254V253H193ZM242 254V253H241ZM45 255V254H44ZM50 255V254H49ZM46 257V256H45ZM240 257V256H239ZM239 257H234L233 259H231V261H229L227 264H241L240 263V258ZM243 258V257H242ZM246 258V256H245ZM197 259V258H196ZM219 259V258H217ZM216 259V260H217ZM7 260V259H5ZM215 260V259H214ZM212 261V262H206L205 264H222L220 262H217V261ZM245 260V259H244ZM244 260L241 259V261L243 262ZM35 263V262H34ZM62 263V262H61ZM77 263V262H76ZM201 263V262H200ZM225 263V262H224ZM10 264V263H9ZM248 264V263H247Z\"/></svg>",
  "mask_w": 264,
  "mask_h": 264
}]
</instances>
